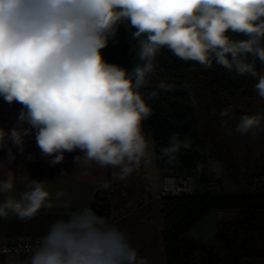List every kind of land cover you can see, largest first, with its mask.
Masks as SVG:
<instances>
[{"label":"clouds","instance_id":"clouds-1","mask_svg":"<svg viewBox=\"0 0 264 264\" xmlns=\"http://www.w3.org/2000/svg\"><path fill=\"white\" fill-rule=\"evenodd\" d=\"M121 24L134 30L131 37L138 44L140 63L130 71L108 63L102 54ZM163 48L206 70L215 62L236 76L257 79L255 90L264 99V70L257 68V61L264 66V0H0V97L22 105L17 126L10 131L0 127V149L8 152L7 162L0 161V217L30 220L52 207L45 180L29 179L25 191L11 195L18 174L8 166L16 160L8 143L23 153L25 137L33 131L52 166L64 160L65 152L80 150L84 154L74 157L76 168L93 163L118 168L125 180L150 159L155 142L145 136L143 122L152 108L141 89ZM169 87L157 85L159 90ZM231 115L230 109L220 112L221 117ZM262 119L245 114L235 132L260 129ZM169 141L160 153L171 164L191 140H181L177 132ZM22 175L30 178L27 172ZM25 264L149 260L123 230L84 208L55 220Z\"/></svg>","mask_w":264,"mask_h":264},{"label":"rangeland","instance_id":"rangeland-1","mask_svg":"<svg viewBox=\"0 0 264 264\" xmlns=\"http://www.w3.org/2000/svg\"><path fill=\"white\" fill-rule=\"evenodd\" d=\"M127 31L126 25L121 24L117 36L110 39L102 54L108 63L130 71L134 63L125 61L121 52L126 48ZM160 82L187 91L195 109L205 142L207 175L206 182L199 175L194 176L195 191L261 193L260 186L264 185V119L260 129L247 134L235 132L241 116L259 114L264 117V99L255 90L257 79L249 76L243 89L233 96L225 91L224 75L213 68L187 69L180 80L150 75L149 83L158 85ZM0 104L8 105L2 97ZM224 109L231 110V118L220 116ZM145 165L152 171L158 170L154 149ZM179 173L183 172L168 171L167 174ZM54 221L50 215L37 214L22 221L10 214L7 218L0 217V237L16 239L31 236L29 234L44 235ZM185 239L194 264H264V212L211 210L190 228Z\"/></svg>","mask_w":264,"mask_h":264},{"label":"trees","instance_id":"trees-1","mask_svg":"<svg viewBox=\"0 0 264 264\" xmlns=\"http://www.w3.org/2000/svg\"><path fill=\"white\" fill-rule=\"evenodd\" d=\"M133 29L128 28L126 48L121 52L125 61L140 63L137 52L138 44L131 37ZM243 39L242 36L235 37ZM190 68H203L196 62H185L168 49L163 48L157 54L155 71L153 74L163 79L183 78L185 70ZM213 69L224 75L225 91L228 95H236L246 84L249 76H236L223 67L213 64ZM258 70L264 69L257 61ZM157 91L158 95L149 98L151 93ZM146 103L152 108L151 116L143 122L150 131L155 142L154 152L157 165L168 171H182L199 175L203 182L207 181L205 171L206 154L205 142L200 134L197 117L192 100L187 91L181 87L170 85L167 90H159L157 85L148 83L141 89ZM179 133L180 139L189 138V149H181L174 163H167V158L162 157L161 147L169 144L173 133ZM180 174V173H179ZM261 193L256 194H215L208 189L197 193L182 195L161 196V214L163 220L162 240L167 264H194L187 251L185 235L211 210H239L249 212H264V185L260 186ZM91 208L108 222L111 219V203L106 190L99 189L91 202ZM44 216V215H42ZM49 216V215H47ZM38 235V234H34ZM9 238V237H8Z\"/></svg>","mask_w":264,"mask_h":264},{"label":"crops","instance_id":"crops-1","mask_svg":"<svg viewBox=\"0 0 264 264\" xmlns=\"http://www.w3.org/2000/svg\"><path fill=\"white\" fill-rule=\"evenodd\" d=\"M21 108L22 105L15 102L11 105L0 104V127L10 131L17 126ZM23 126L28 127L27 124ZM143 131L149 140L150 137L152 139L150 131L144 125ZM8 147H12L16 154V160L8 166L18 174V182L11 195L18 197L25 191L29 179L45 180L47 190L51 193L52 207L42 208L38 214L50 215L58 220L67 219L73 213L89 208L97 190H106L111 203L109 223L126 233L131 246L140 256L146 257L149 264H167L162 240L160 196L162 177L168 173L166 170L157 165L158 170L152 171L146 167L145 161H142L139 169L125 180H121L118 168L102 169L94 163L82 164L76 168L74 157L84 154L80 150L65 152L64 160L52 166L49 162L51 158L41 154L34 131L25 137L23 153L10 142ZM7 155V147L0 149V161L7 162ZM24 172H27L30 178H25L22 175ZM2 179L4 176L0 173V180ZM105 182L109 185L107 188L103 187ZM57 192H62L63 195L57 198ZM2 200L3 197L0 196V202ZM28 258L29 256L11 262L1 261L0 264H25Z\"/></svg>","mask_w":264,"mask_h":264},{"label":"built area","instance_id":"built-area-1","mask_svg":"<svg viewBox=\"0 0 264 264\" xmlns=\"http://www.w3.org/2000/svg\"><path fill=\"white\" fill-rule=\"evenodd\" d=\"M194 179L191 173L166 174L162 177L160 196L191 194L195 191ZM42 237L43 235L16 239L0 237V262L30 256Z\"/></svg>","mask_w":264,"mask_h":264}]
</instances>
